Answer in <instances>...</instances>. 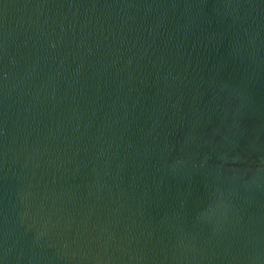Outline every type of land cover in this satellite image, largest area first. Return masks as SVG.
Listing matches in <instances>:
<instances>
[{"label":"water","instance_id":"obj_1","mask_svg":"<svg viewBox=\"0 0 264 264\" xmlns=\"http://www.w3.org/2000/svg\"><path fill=\"white\" fill-rule=\"evenodd\" d=\"M0 264H264V0H0Z\"/></svg>","mask_w":264,"mask_h":264}]
</instances>
